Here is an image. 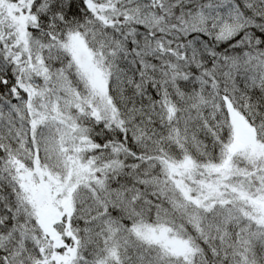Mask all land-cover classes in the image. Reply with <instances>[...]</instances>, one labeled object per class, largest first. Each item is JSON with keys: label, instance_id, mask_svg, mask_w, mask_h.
Listing matches in <instances>:
<instances>
[{"label": "snow or ice", "instance_id": "snow-or-ice-1", "mask_svg": "<svg viewBox=\"0 0 264 264\" xmlns=\"http://www.w3.org/2000/svg\"><path fill=\"white\" fill-rule=\"evenodd\" d=\"M0 264H264V0H0Z\"/></svg>", "mask_w": 264, "mask_h": 264}]
</instances>
